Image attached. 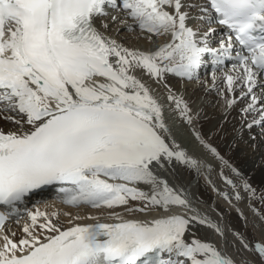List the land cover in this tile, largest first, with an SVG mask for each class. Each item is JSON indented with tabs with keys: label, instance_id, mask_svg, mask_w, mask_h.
Segmentation results:
<instances>
[{
	"label": "bare ground",
	"instance_id": "bare-ground-1",
	"mask_svg": "<svg viewBox=\"0 0 264 264\" xmlns=\"http://www.w3.org/2000/svg\"><path fill=\"white\" fill-rule=\"evenodd\" d=\"M116 1L112 8L99 0L91 12L103 55L85 56L81 64L93 69L77 84L52 51L47 23L42 56L57 85H40L27 73L1 79L0 134L23 145L75 116L110 115L143 130L123 133L143 147L144 159L68 165L95 176L96 190L71 197L49 192L6 222L0 264L26 258L48 264L80 238L106 239L172 219L183 229L163 246L162 264H264V213L252 190L264 191V76L246 64L209 70L204 51L224 55L234 48L206 26L203 0ZM12 36L17 40L8 39V48L22 53L21 31ZM78 147L64 146L58 157L69 160ZM135 191L148 202L125 205L124 193Z\"/></svg>",
	"mask_w": 264,
	"mask_h": 264
},
{
	"label": "rangeland",
	"instance_id": "rangeland-1",
	"mask_svg": "<svg viewBox=\"0 0 264 264\" xmlns=\"http://www.w3.org/2000/svg\"><path fill=\"white\" fill-rule=\"evenodd\" d=\"M251 99H248V102H250ZM245 100L243 101V103ZM264 125V124H263ZM252 190L255 195V202L258 205L259 209L264 213V191L258 189L257 187H252ZM126 199L123 201L125 205L127 204H134L136 206H141L145 203H147V197L143 194L135 191L133 193L125 192Z\"/></svg>",
	"mask_w": 264,
	"mask_h": 264
}]
</instances>
